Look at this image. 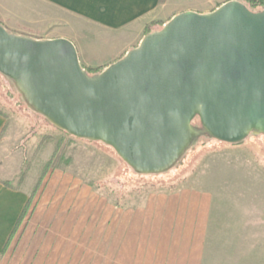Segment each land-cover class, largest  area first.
Masks as SVG:
<instances>
[{
	"label": "water",
	"instance_id": "obj_1",
	"mask_svg": "<svg viewBox=\"0 0 264 264\" xmlns=\"http://www.w3.org/2000/svg\"><path fill=\"white\" fill-rule=\"evenodd\" d=\"M0 72L60 127L158 172L184 152L197 114L223 141L264 133V10L231 0L182 12L93 77L69 39L35 40L0 24Z\"/></svg>",
	"mask_w": 264,
	"mask_h": 264
},
{
	"label": "rangeland",
	"instance_id": "obj_2",
	"mask_svg": "<svg viewBox=\"0 0 264 264\" xmlns=\"http://www.w3.org/2000/svg\"><path fill=\"white\" fill-rule=\"evenodd\" d=\"M38 8H26L21 16L10 14L8 19L0 14V19L5 18L14 35L52 39ZM165 25L148 27L146 36ZM102 71L88 74L93 77ZM0 112L7 120L3 132L9 143L7 157H19L18 172L8 181L24 186L31 197L8 246L14 261L21 255L26 264H112L99 262L103 254L110 256L111 242L100 244V254L98 223L111 227L116 208H136L149 195L174 188L194 186L220 193L228 223L233 210L256 216L264 209V134L256 129L238 142L218 140L197 114L191 122L194 135L172 166L142 172L113 145L60 127L35 109L18 84L2 72Z\"/></svg>",
	"mask_w": 264,
	"mask_h": 264
},
{
	"label": "crops",
	"instance_id": "obj_3",
	"mask_svg": "<svg viewBox=\"0 0 264 264\" xmlns=\"http://www.w3.org/2000/svg\"><path fill=\"white\" fill-rule=\"evenodd\" d=\"M228 1L0 0V14L8 19L10 14L21 16L26 8L46 6L47 12L41 8L36 12L46 17L51 38L72 41L86 70H104L139 45L148 27L165 25L186 11L210 13ZM3 20L0 24L10 31ZM6 121L0 112V264H26L21 255L14 261L8 249L30 194L24 186L5 183L19 166L18 155L7 157ZM220 198L211 188L193 186L153 193L136 208H116L111 227L98 223L99 248L102 242H111L110 256L103 254L99 262L264 264V209L260 206L256 216L248 215V210L244 215L233 210L228 223Z\"/></svg>",
	"mask_w": 264,
	"mask_h": 264
},
{
	"label": "trees",
	"instance_id": "obj_4",
	"mask_svg": "<svg viewBox=\"0 0 264 264\" xmlns=\"http://www.w3.org/2000/svg\"><path fill=\"white\" fill-rule=\"evenodd\" d=\"M239 1H241L243 4H245V5H246L251 11H254V12H260V11H263V10H264V4H263V1H262V0H239ZM87 70H88V72H89L90 74L99 71V69H87ZM256 132H257V130H256ZM262 134H264V133L262 132ZM30 136H32V134L29 135L27 138H29ZM194 140H195V138L192 140V143H193ZM218 140H219V139H218ZM5 183H6L7 185H12V183L9 182V181H5ZM174 189H175V188H174ZM174 189H173V190H174ZM173 190L171 189L170 191H173ZM30 202H31V197L29 198V200H28V202H27V204H26V207H25V209H24L22 215L20 216V218H19V220H18V223H17V225H16V227H15V229H14V231H13L11 237H10V241H11L12 236H13L14 233L16 232L17 228L19 227L20 223H21L22 220L24 219V217H25V215H26V213H27V211H28V208H29V206H30ZM10 241H9V243H8V246H9V244H10Z\"/></svg>",
	"mask_w": 264,
	"mask_h": 264
},
{
	"label": "built area",
	"instance_id": "obj_5",
	"mask_svg": "<svg viewBox=\"0 0 264 264\" xmlns=\"http://www.w3.org/2000/svg\"><path fill=\"white\" fill-rule=\"evenodd\" d=\"M263 1V4H264V0H262Z\"/></svg>",
	"mask_w": 264,
	"mask_h": 264
}]
</instances>
